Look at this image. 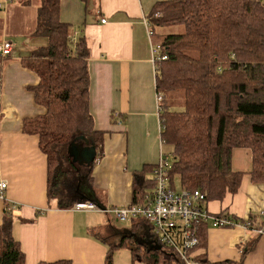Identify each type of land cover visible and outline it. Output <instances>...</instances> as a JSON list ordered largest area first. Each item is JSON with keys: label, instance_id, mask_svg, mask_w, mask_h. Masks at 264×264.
<instances>
[{"label": "trees", "instance_id": "16d2710c", "mask_svg": "<svg viewBox=\"0 0 264 264\" xmlns=\"http://www.w3.org/2000/svg\"><path fill=\"white\" fill-rule=\"evenodd\" d=\"M61 2L40 0L30 33L48 41L25 59L26 66L40 76L32 91L45 112L26 120L24 131L39 135L49 161V197L62 203L65 194L60 181L68 160L67 147L86 138L100 155L105 132L94 128L89 110L85 38L71 36V25L61 19ZM30 4L31 0L23 2ZM148 19L152 37L161 47L159 56H166L154 62L162 139L173 148L172 186L176 188L178 177L182 188L200 190L207 203L237 193L246 173L254 183H264V0H162ZM169 28L173 30L162 31ZM175 91L183 93L182 110L172 109L168 102L167 96ZM239 148L250 150L249 170L233 167V154ZM154 167L152 175L145 174L147 170L135 174L137 201L155 187ZM12 221L7 212L0 224V264H26ZM208 226L200 225V242L190 251L200 264H243L259 239L243 246L239 260L212 261L207 253ZM257 227L264 230V219ZM145 228H149L145 220L131 221L128 234L110 246L106 264H114V248L121 245L131 250L133 259L150 264L185 263L166 244L150 247L142 242L139 231ZM37 264L73 262L59 259Z\"/></svg>", "mask_w": 264, "mask_h": 264}, {"label": "crops", "instance_id": "0c3cea01", "mask_svg": "<svg viewBox=\"0 0 264 264\" xmlns=\"http://www.w3.org/2000/svg\"><path fill=\"white\" fill-rule=\"evenodd\" d=\"M158 1L162 0H96L92 7L89 0L61 2V19L71 25V36L85 38L89 110L94 128L105 132L102 153L96 152L92 161L84 149H97L86 138L67 147L68 160L60 181L66 195L62 193V203L49 197V161L39 135L24 131L26 120L45 112L32 91L40 76L25 64L34 49L44 46L40 44L44 39L31 37V32L9 34L2 24L0 41L12 40L14 50L0 56V179L7 183L0 192V224L10 212L13 234L20 241L26 264L59 259L106 264L111 245L99 232L111 230L122 239L130 231L131 226L113 225L111 213L76 208V204L93 202L109 209L137 201L135 174L147 170L144 173L152 175V167L165 152L157 64L151 50L154 41L145 24ZM9 8L3 18L8 19ZM205 206L212 213L225 211L237 218L264 210V183H254L246 173L237 193H227ZM144 230L140 229L139 239L152 247L155 241L148 237L149 229ZM258 236L243 264H264V234L243 227L208 226V257L212 261L239 260L240 246Z\"/></svg>", "mask_w": 264, "mask_h": 264}, {"label": "built area", "instance_id": "2783aa9c", "mask_svg": "<svg viewBox=\"0 0 264 264\" xmlns=\"http://www.w3.org/2000/svg\"><path fill=\"white\" fill-rule=\"evenodd\" d=\"M105 20L102 19L103 22ZM145 24L149 36L152 37L153 33L148 17L145 18ZM160 48V45L155 43L151 47L155 62L166 58V56H159ZM13 50L12 41L7 39L0 41V56L11 55ZM157 97L159 101L161 96ZM172 166L171 155L163 151L153 170L155 187L151 193L143 195L140 201L122 206L114 205L109 209L101 208L93 202L77 203L76 208L105 211L111 213L120 222L145 220L149 226L150 235L155 241L154 244H166L186 264H200L192 258L190 251L200 242L198 232L203 223L219 228L243 227L247 230L252 229L258 234H264V230L257 227V222L264 219L263 209L252 212L243 218L232 217L226 213H212L205 206L206 198L200 190L185 188L177 190L172 186L170 178ZM6 186L7 183L0 179L1 193ZM240 251L242 253L243 246H240Z\"/></svg>", "mask_w": 264, "mask_h": 264}, {"label": "rangeland", "instance_id": "374dc122", "mask_svg": "<svg viewBox=\"0 0 264 264\" xmlns=\"http://www.w3.org/2000/svg\"><path fill=\"white\" fill-rule=\"evenodd\" d=\"M24 0H0V32L2 31L1 26L4 24L9 29V34L15 33H29L33 30L35 26V20L37 18L38 8L40 0H31L30 5H23ZM90 7L95 6L96 0H89ZM10 7V8H9ZM9 8V17L8 19L3 18L5 9ZM173 29L169 28L167 30H162L164 33L170 32ZM153 36V35H152ZM44 39L46 44L47 40L45 37L40 38ZM153 39V37H152ZM5 40V39H4ZM154 41V39H153ZM41 42V40H40ZM155 44H157L154 41ZM168 102L171 104V108L175 110H182L184 108V98L182 91H175L167 96ZM165 153L171 155V162H173V148L168 143H164ZM251 166V153L249 149L239 148L234 151L233 154V167L235 170H249ZM175 186L177 190H180L181 182L178 177H175ZM95 189V188H94ZM96 190V189H95ZM112 217V216H111ZM113 225L116 227H126L131 226V222H120L117 221L114 217L111 218ZM144 232L145 230L142 229ZM99 234L106 236V240L110 245L119 243L121 237L117 234H113L111 230H102ZM122 235V234H121ZM152 238V235H148ZM113 262L114 264H150L146 261L140 260L139 258L133 259L131 250L126 247V245L117 246L114 248L113 252ZM169 264H178L177 261L172 260ZM185 264V263H184Z\"/></svg>", "mask_w": 264, "mask_h": 264}, {"label": "water", "instance_id": "95a60500", "mask_svg": "<svg viewBox=\"0 0 264 264\" xmlns=\"http://www.w3.org/2000/svg\"><path fill=\"white\" fill-rule=\"evenodd\" d=\"M84 150L86 151L87 156L89 157L88 160L92 161L95 158V154H96L95 148L92 149V148L88 147V148H86Z\"/></svg>", "mask_w": 264, "mask_h": 264}, {"label": "bare ground", "instance_id": "6f19581e", "mask_svg": "<svg viewBox=\"0 0 264 264\" xmlns=\"http://www.w3.org/2000/svg\"><path fill=\"white\" fill-rule=\"evenodd\" d=\"M80 206H83V207H88V206H86V205H80Z\"/></svg>", "mask_w": 264, "mask_h": 264}]
</instances>
